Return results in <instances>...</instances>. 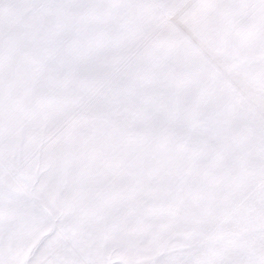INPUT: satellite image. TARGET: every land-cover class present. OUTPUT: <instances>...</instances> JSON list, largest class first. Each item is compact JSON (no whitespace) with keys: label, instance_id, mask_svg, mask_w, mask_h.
Returning a JSON list of instances; mask_svg holds the SVG:
<instances>
[{"label":"rangeland","instance_id":"1","mask_svg":"<svg viewBox=\"0 0 264 264\" xmlns=\"http://www.w3.org/2000/svg\"><path fill=\"white\" fill-rule=\"evenodd\" d=\"M100 1L0 0L1 79L31 90L34 132L145 230L264 264V0Z\"/></svg>","mask_w":264,"mask_h":264},{"label":"crops","instance_id":"2","mask_svg":"<svg viewBox=\"0 0 264 264\" xmlns=\"http://www.w3.org/2000/svg\"><path fill=\"white\" fill-rule=\"evenodd\" d=\"M101 1L105 15L120 6L118 0ZM186 1L123 5L133 14L144 16L149 9L155 16L177 13ZM2 74L0 67V264H223L208 241H194L203 237L145 230L123 209L127 205L97 198L95 188L82 186L76 167L65 166L64 152L50 150L41 124L34 132L27 114L31 90L18 86L16 71L4 80Z\"/></svg>","mask_w":264,"mask_h":264}]
</instances>
